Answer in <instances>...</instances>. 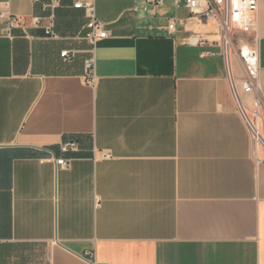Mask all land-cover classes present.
Masks as SVG:
<instances>
[{"label": "crops", "instance_id": "1", "mask_svg": "<svg viewBox=\"0 0 264 264\" xmlns=\"http://www.w3.org/2000/svg\"><path fill=\"white\" fill-rule=\"evenodd\" d=\"M6 1L22 21L12 37L0 22V264H264V0L229 61L219 22L174 0H93L109 32L94 44L74 0L57 38L32 24L50 0Z\"/></svg>", "mask_w": 264, "mask_h": 264}, {"label": "built area", "instance_id": "2", "mask_svg": "<svg viewBox=\"0 0 264 264\" xmlns=\"http://www.w3.org/2000/svg\"><path fill=\"white\" fill-rule=\"evenodd\" d=\"M40 1V0H39ZM145 10L156 9L166 4V0H144ZM176 5L184 3L185 6L191 11L192 14L198 16L200 19L216 20L219 22L225 37V55L229 61L231 52V30L234 27L244 32H252L257 25L255 12L258 8V0H174ZM6 4H10V0L6 1ZM58 0H50L44 2L45 9H50L51 14L47 20L49 23H45V18L34 17L32 24L35 26H43L46 33L54 38L58 37L54 29L55 12L58 8ZM74 8L84 10L88 22L86 23L85 38L91 44H94L98 39L106 38L109 36L108 30L105 29V25L97 18L96 6L94 1L86 0H74ZM22 21V18L18 15L9 12H0V22L3 25V33L6 36L12 37L13 30L17 28ZM170 29L175 27V19H171L169 23ZM203 40H199L198 43L202 44ZM237 53L243 63L245 77L243 81V88L246 92H257L258 89V76L260 73V52L256 46L248 44H242L238 47ZM61 56L66 61L73 60L75 52L71 50H63ZM206 56V54H202ZM94 66V59L87 60L88 73L92 74ZM89 82H94L95 78L88 79ZM259 95V94H258ZM254 138L258 141L261 137L258 128L253 129ZM60 150L63 154L70 152L80 151L79 142L75 139L64 141L60 144ZM102 158H110L109 152H104L101 155ZM72 158L62 156L56 158L57 165L62 167H69L71 165Z\"/></svg>", "mask_w": 264, "mask_h": 264}]
</instances>
